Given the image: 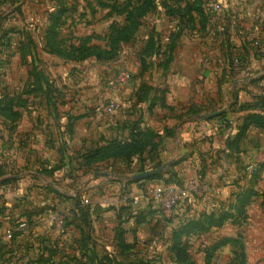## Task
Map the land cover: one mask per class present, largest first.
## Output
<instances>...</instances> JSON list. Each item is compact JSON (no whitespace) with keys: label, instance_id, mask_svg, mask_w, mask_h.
<instances>
[{"label":"rangeland","instance_id":"374dc122","mask_svg":"<svg viewBox=\"0 0 264 264\" xmlns=\"http://www.w3.org/2000/svg\"><path fill=\"white\" fill-rule=\"evenodd\" d=\"M4 1L0 97L9 96L21 119L13 131L0 122L2 173L14 179L0 185L6 192L0 193V264H264V134L234 157L240 184L233 198L216 199L207 182L197 181L201 191L169 210L154 202L149 189L154 184L182 187L180 179L166 173L159 180H131L153 170L149 149L128 160L89 168L83 163L89 151L110 141L128 142L139 132L159 135L158 146L172 136L173 129H152L169 118L174 126L182 121L168 105V89L156 85L167 77L172 60L168 63L167 54H155L153 47L158 38L161 44L170 23L180 31L176 47L182 36L200 39L210 33L214 23L205 20V12L213 0H150L142 17L134 8L147 0ZM54 46L59 53L50 51ZM120 70L130 72L131 79L117 90ZM112 98L118 108L105 114L102 109ZM47 147L54 151L47 153ZM49 167L50 176L43 172ZM97 173L108 178L94 180ZM247 193L253 196L235 209L236 196ZM76 195L81 209L95 207L94 220H70L64 229L49 219L64 221L74 205L69 197ZM4 197L8 205L1 202ZM53 205L55 212L40 218L38 211ZM186 220L189 226L181 231ZM19 222L25 224L21 233L7 239L5 231ZM118 235L124 244L119 245Z\"/></svg>","mask_w":264,"mask_h":264},{"label":"crops","instance_id":"0c3cea01","mask_svg":"<svg viewBox=\"0 0 264 264\" xmlns=\"http://www.w3.org/2000/svg\"><path fill=\"white\" fill-rule=\"evenodd\" d=\"M221 2L222 12L212 21V34L205 33L200 39L182 36L173 52L167 77L157 80L156 85L161 87L163 84L168 89V105L174 108V116L182 115V121L174 126L175 119L169 118L160 128H152L161 133L167 127L173 129V133L153 152L151 165L162 163V167L172 163L161 171L167 172L165 177L180 179L182 186L192 180L207 182L211 187L210 193L214 192L216 199L223 200L233 198L231 196L240 184L237 182L240 163L234 157L241 154L243 146L249 148L250 143L258 144L256 138L252 141L253 138L264 134V130L250 125L237 151L226 147L227 139L236 134L243 118L250 114H260L264 118V108L253 107L257 98L264 99V79L251 84L264 76V55L258 54L249 43L255 36L262 37L264 41V0ZM233 53L245 61L244 68L229 66ZM254 86H258L261 92L254 90ZM189 109L200 113L196 116L186 114ZM215 113H224V119L199 117ZM67 116L63 118L60 130H64ZM46 124L44 130L47 129ZM31 128L32 123L27 130ZM53 151V148L47 147V153ZM214 162L217 167L210 165ZM5 168L0 161V173ZM93 177L94 180L106 179L108 175L97 173ZM5 178V175L0 176V182ZM1 202L8 205L6 197Z\"/></svg>","mask_w":264,"mask_h":264},{"label":"trees","instance_id":"16d2710c","mask_svg":"<svg viewBox=\"0 0 264 264\" xmlns=\"http://www.w3.org/2000/svg\"><path fill=\"white\" fill-rule=\"evenodd\" d=\"M4 0H0V7L1 5L4 3ZM150 0L144 1L138 8H134V11L136 12L137 16L142 17L144 16L149 8H150ZM188 6V5H187ZM190 6V5H189ZM188 6V7H189ZM191 7V6H190ZM189 7V8H190ZM187 14V11H184ZM205 20H211V13L210 10H206L205 12ZM204 18V17H203ZM138 26V22L136 23V25L133 27V32L136 30ZM179 30L176 29V31L174 30L173 32H171L169 34V42L165 45H161L159 42V38H158V42L155 43V46L153 47V50L155 49V54L159 53V52H163L165 54H167V62L169 63V61L172 60V55L174 50L176 49V42L179 38ZM50 39V38H48ZM53 46V45H52ZM164 48V49H163ZM50 51L53 53H59V47L54 46V47H50ZM264 79V76L260 79H256L253 80L251 82V84H255L260 82L261 80ZM38 87L41 86V83H38ZM9 96L7 95H2L0 97V122L1 124H3L6 129L8 131H13L15 129V126L17 124V122L20 121L21 119V114L19 113V111L15 110L16 105L12 102V100L8 99ZM235 104V103H234ZM253 107H259V108H264V99L263 98H257L255 105ZM240 109H242V107H239ZM200 112L198 110H194V109H189L188 112L186 114H191V115H198ZM225 114L224 113H220L219 115H216L210 119H215V118H222L224 119ZM225 121V120H223ZM253 125L256 128L262 129L264 130V118L262 115L260 114H250L248 116H246L245 118H243L242 124L237 128L236 134L232 137L227 139L226 142V147L228 149L237 151L238 150V146L241 143L242 139L244 138L245 132L247 130V128ZM137 138L135 139H131L128 142H117V141H110L106 144V146L94 150V151H89L83 158V163L86 167L89 168V166H92L94 164L97 163H101L110 159H117V158H121L124 160H128V158H130L131 156H139L141 155L145 150L149 149V151L154 152L157 147L158 144L157 142H155L154 140L156 138L159 137V135H157L156 133H153L152 131L146 130L143 132H139L136 135ZM150 161L152 162L151 158ZM161 164H155L152 165L153 169H156L158 167H160ZM61 168L59 167H55L54 170H59ZM141 172L144 171V169L140 170ZM44 174L50 176L51 173L53 172V168L50 169L49 168H45L43 169ZM256 172V171H255ZM167 172H163V173H158L152 177H149L145 180L147 181H153V180H159L160 178H162L163 174H166ZM256 174V173H255ZM0 176H3V173H0ZM255 176V175H254ZM145 180H143L142 182H144ZM14 179H10V178H5L4 180H2L0 182V185H5L8 184L10 182H13ZM133 182V181H132ZM131 182V183H132ZM141 181H137V183H139ZM51 193H53V195L55 197H60V198H64L66 195L61 194L60 192H56L51 190ZM253 195L251 193H247L246 195H244L243 197H239L236 196V206L235 209L238 210V207H243L245 205V203L252 197ZM66 198V197H65ZM74 201V205L72 207V210L70 211V214L65 215L64 216V221L62 220V228L66 229L65 227L67 225H69V221H77L79 219V221H83V220H87V221H91L94 220V212H95V207H90V206H83L84 209H81L82 206V200H80V196L76 195L73 198H70ZM113 209V208H111ZM123 210V209H122ZM55 212V207L54 205L50 208L45 207L43 209H40L38 211V214L40 216V218H44L48 215H45L46 212ZM32 214V213H31ZM37 214V213H36ZM44 215V216H43ZM129 217L132 219H134L132 214H129ZM190 221L186 220L183 222V224L180 226V230L184 231L187 229V227L189 226ZM194 224V223H193ZM22 225L25 226L24 223H14L11 229H8L10 231V240H14V238L16 236H18L21 231ZM118 243L119 245L124 244L123 238L121 235H118Z\"/></svg>","mask_w":264,"mask_h":264},{"label":"built area","instance_id":"2783aa9c","mask_svg":"<svg viewBox=\"0 0 264 264\" xmlns=\"http://www.w3.org/2000/svg\"><path fill=\"white\" fill-rule=\"evenodd\" d=\"M231 1V0H226ZM238 2H246L247 0H236ZM208 10H210L212 21H214L222 12V2L221 0H216L210 3L208 6ZM264 26V25H263ZM168 31L161 37V44L165 45L169 42V34L175 30V25L170 23L167 27ZM250 46L253 48L258 54L264 55V41L260 36H255L250 39ZM246 66L245 61L242 59L240 55L237 53H233L231 58V67L234 69H242ZM131 79L130 72L126 70H120L117 73L116 79L114 81V89L117 90L125 88V86L129 83ZM118 108V102L116 99H110L103 107V112L105 114H111L115 112ZM1 134V131H0ZM201 186L198 185V182L195 180L189 181L185 186H178L176 184L171 185H161L154 184L150 189L149 193L154 202L158 203L161 209L169 210L170 208L176 206L180 202L189 198L191 194L197 195L201 191ZM136 203V201H134ZM50 220H53L55 223L61 224L62 220L58 218V216L51 215L49 217ZM11 236L10 231H5V237L9 239Z\"/></svg>","mask_w":264,"mask_h":264},{"label":"water","instance_id":"95a60500","mask_svg":"<svg viewBox=\"0 0 264 264\" xmlns=\"http://www.w3.org/2000/svg\"><path fill=\"white\" fill-rule=\"evenodd\" d=\"M219 113H215V114H211V115H208V116H205V115H201L199 116L201 119H207V118H210V117H214L216 115H218ZM172 163H168L162 167H159L158 169H155L154 171H150V172H147V173H143V174H139V175H136L133 177V180H144V179H147L149 177H152L154 176L155 174H158L160 173L162 170H164L165 168H167L168 166H170Z\"/></svg>","mask_w":264,"mask_h":264}]
</instances>
